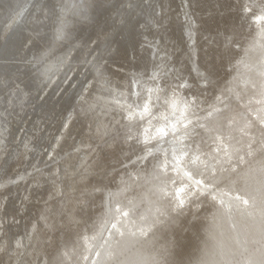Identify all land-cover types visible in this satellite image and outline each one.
Listing matches in <instances>:
<instances>
[{
	"label": "rangeland",
	"instance_id": "1",
	"mask_svg": "<svg viewBox=\"0 0 264 264\" xmlns=\"http://www.w3.org/2000/svg\"><path fill=\"white\" fill-rule=\"evenodd\" d=\"M9 7L0 264H264V0Z\"/></svg>",
	"mask_w": 264,
	"mask_h": 264
},
{
	"label": "bare ground",
	"instance_id": "2",
	"mask_svg": "<svg viewBox=\"0 0 264 264\" xmlns=\"http://www.w3.org/2000/svg\"><path fill=\"white\" fill-rule=\"evenodd\" d=\"M23 2V1H22ZM22 4V3H21ZM10 7H12V5L10 6ZM10 7L9 8H7L3 13H2V15H0V24L2 25V23L4 22L3 20H5L6 18H7V16H9V14H10ZM6 8V7H5ZM8 20V19H7ZM15 22V21H14ZM5 23V22H4ZM17 24V23H16ZM14 25V24H13ZM15 26V25H14ZM15 28L18 30L19 28L17 27V26H15ZM15 29V30H16ZM14 30V31H15ZM13 34V33H12ZM10 37V36H9ZM2 52V51H1ZM2 58V57H1ZM1 60V59H0ZM205 78H206V76H205ZM210 80H211V78H209ZM206 80V79H205ZM209 80V81H210ZM203 81V80H202ZM211 82V81H210ZM204 84V83H203ZM202 84V85H203ZM206 84V83H205ZM205 84H204V86H205ZM211 84V83H210ZM213 86V85H212ZM209 87V86H208ZM205 89V88H204ZM203 89V90H204ZM39 90V89H38ZM209 90V89H208ZM37 97V96H36ZM35 99V98H34ZM30 103V102H29ZM68 127H70V126H68ZM62 135V134H61ZM148 159V158H147ZM27 242V241H26ZM12 248V247H11Z\"/></svg>",
	"mask_w": 264,
	"mask_h": 264
}]
</instances>
